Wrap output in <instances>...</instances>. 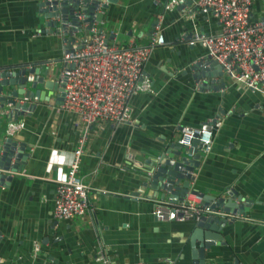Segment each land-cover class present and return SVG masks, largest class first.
Wrapping results in <instances>:
<instances>
[{"label":"crops","instance_id":"1","mask_svg":"<svg viewBox=\"0 0 264 264\" xmlns=\"http://www.w3.org/2000/svg\"><path fill=\"white\" fill-rule=\"evenodd\" d=\"M38 1L0 0V66L45 63L57 78L62 35L44 23ZM163 2L116 0L100 8V26L114 30L108 42H146L158 14L164 42L143 62L142 77L151 89L131 95L133 120L90 125L78 172L93 210L69 219L51 215L55 180L64 175L79 132L73 115L56 103L58 91L47 89V99L27 98L32 109L17 114L23 125L11 135L27 146V154L17 173L5 171L10 179L0 184L4 264H191L193 220L156 219L152 199L163 192L146 175L183 125L206 121L213 126L212 143L208 152L200 151L190 183L214 198L239 194L248 207L231 213L234 218L222 229L224 243L203 249L204 264H264V96L224 74L222 86L195 87L190 66L205 49L187 40L194 30L216 33L219 22L193 2L181 0L167 9ZM250 10L252 18L263 16L264 1L251 0ZM10 120L0 117V154Z\"/></svg>","mask_w":264,"mask_h":264},{"label":"built area","instance_id":"2","mask_svg":"<svg viewBox=\"0 0 264 264\" xmlns=\"http://www.w3.org/2000/svg\"><path fill=\"white\" fill-rule=\"evenodd\" d=\"M178 1L164 0L163 9ZM187 1L193 2L200 12L212 13L219 22L216 33L209 34L201 30L192 32L187 43H199L205 49V53L195 60L206 56L214 59L228 79L264 96V15L251 17V0ZM100 8L99 5L95 7L93 15H86L77 9L75 18L78 23L67 18L63 24L59 22L54 27L56 32L61 33L63 43L59 75V80H63V98L60 106L69 111L79 125L64 175L55 180L51 215L56 219H69L86 210H93L87 197L88 186L78 172L90 125L98 120L111 123L133 120L129 102L131 95L136 91L151 89L149 79L142 77L143 62L155 46L164 42L159 24L160 14L146 42L130 41L121 45L108 42L107 37L114 30L100 26L101 17L97 19L95 15L101 12ZM201 84L197 80L195 87ZM23 99L27 98L22 95L19 101ZM22 125L21 120L13 118L4 128L5 134L11 135ZM212 133L210 121L198 126L183 125L175 140L185 146V154L190 156L192 150L187 148L192 146L194 138L199 152H208ZM152 204L151 212L158 220L171 219V210L173 218L181 212L182 218L191 220L198 219L202 214H224L219 208L204 203L201 195L191 192H187L178 203H173L169 196H160L153 198ZM233 215L226 214L228 218ZM0 264H4L1 259ZM113 264L144 263L134 261Z\"/></svg>","mask_w":264,"mask_h":264},{"label":"water","instance_id":"3","mask_svg":"<svg viewBox=\"0 0 264 264\" xmlns=\"http://www.w3.org/2000/svg\"><path fill=\"white\" fill-rule=\"evenodd\" d=\"M116 0H39L37 2L40 15L43 17L45 24L52 29L56 26L57 21L63 24V21L69 18L76 21L75 10L80 9L86 15H93L95 7L98 5L102 8H107L109 2ZM190 2V1H189ZM181 3V0H179ZM96 18L100 19L102 13H95ZM55 17L56 19H53ZM263 17V16H261ZM64 32V31H63ZM40 63V62H39ZM30 63L23 65L8 64L0 66V117L3 114L16 119L17 114L22 113L25 109H32L31 104L27 99L19 102L20 95L26 98L34 97L37 99H47L49 91L56 89V103H61L63 98V80L54 78L49 75L48 71L52 68L43 63ZM192 76L195 80H201L204 86L217 88L224 83V73L220 65L212 58L206 56L192 61L190 66ZM214 76H218V80H214ZM64 78V76H63ZM214 82H216L214 84ZM37 83L42 84V89L36 87ZM218 83V84H217ZM32 89H31V88ZM44 94V95H43ZM12 109V111L10 110ZM9 116V117H8ZM217 117V116H215ZM213 118L212 122L215 120ZM27 146L23 142L17 143V140L12 135H6L3 138L2 151L0 154V184L5 180L10 179L9 174L5 171H17L19 163L24 161L27 152L24 151ZM196 144V138L192 140V146L187 150H192V155L185 154V146L181 145L175 139L169 140L163 145L162 151L156 154L155 159L149 163L150 167L147 171V177L150 180L151 187L156 184L162 189L161 193L171 197L173 203H178L187 192L201 195L202 201L207 203L213 198L210 204L211 207H217L224 214L209 213L202 214L198 219L192 221L189 232V243L191 249V264H204V248H208L213 244L224 243L222 238V229L229 224L234 218H229L226 214L244 212L247 210L248 203L239 194L214 198L213 195L199 192L192 187L190 180L194 179V169L199 164L200 152ZM184 150V151H182ZM186 150V151H187ZM13 156V162L10 163ZM231 194L230 191L227 192ZM237 198V202L234 200ZM239 200V202H238ZM173 211H170V218H173ZM175 218H182L181 212ZM195 241L199 243L196 245Z\"/></svg>","mask_w":264,"mask_h":264},{"label":"rangeland","instance_id":"4","mask_svg":"<svg viewBox=\"0 0 264 264\" xmlns=\"http://www.w3.org/2000/svg\"><path fill=\"white\" fill-rule=\"evenodd\" d=\"M182 151H184V150H182ZM201 154H203V153H201Z\"/></svg>","mask_w":264,"mask_h":264},{"label":"flooded vegetation","instance_id":"5","mask_svg":"<svg viewBox=\"0 0 264 264\" xmlns=\"http://www.w3.org/2000/svg\"><path fill=\"white\" fill-rule=\"evenodd\" d=\"M59 78V77H58Z\"/></svg>","mask_w":264,"mask_h":264}]
</instances>
